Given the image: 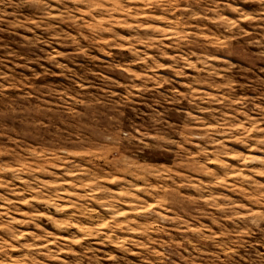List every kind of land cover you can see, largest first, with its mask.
<instances>
[{"label":"rangeland","instance_id":"374dc122","mask_svg":"<svg viewBox=\"0 0 264 264\" xmlns=\"http://www.w3.org/2000/svg\"><path fill=\"white\" fill-rule=\"evenodd\" d=\"M0 264H264V0H0Z\"/></svg>","mask_w":264,"mask_h":264}]
</instances>
